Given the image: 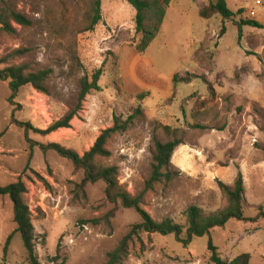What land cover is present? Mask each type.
Here are the masks:
<instances>
[{
	"label": "rangeland",
	"instance_id": "1",
	"mask_svg": "<svg viewBox=\"0 0 264 264\" xmlns=\"http://www.w3.org/2000/svg\"><path fill=\"white\" fill-rule=\"evenodd\" d=\"M97 1L100 21L87 31ZM215 1L171 0L155 40L138 53L135 11L125 0H0V14L17 12L30 22H11L13 33L0 32V70L52 71L46 94L23 86L13 106L8 81L0 80V186L25 184L40 264H104L141 221L134 210L106 199L103 182L78 187L82 170L54 151L31 147L24 128L11 123L13 114L46 130L75 108L80 81L98 70L100 89L85 97L70 127L47 135L29 131L28 140L81 156L115 118L124 121L140 107L142 115L107 141L109 156L96 163L117 167L121 188L141 195V208L154 221L182 226L191 206L204 214L222 210L226 196L219 184L232 187L240 172L248 220H230L186 247L174 235L141 234L122 264H211L209 241L223 260L247 253L249 264H264V0L261 7L255 0H224L233 18L202 19L199 11ZM240 20L261 27L239 29ZM16 51L21 54L12 57ZM176 74L191 81L174 87ZM165 126L178 130L181 141L170 161L173 178L148 189L155 144L172 139ZM15 228L12 203L0 196V264H28Z\"/></svg>",
	"mask_w": 264,
	"mask_h": 264
},
{
	"label": "trees",
	"instance_id": "2",
	"mask_svg": "<svg viewBox=\"0 0 264 264\" xmlns=\"http://www.w3.org/2000/svg\"><path fill=\"white\" fill-rule=\"evenodd\" d=\"M135 11V34L139 35V41L135 45V50L138 53H144L151 43L155 40L163 23L166 9L171 0H125ZM94 15L91 18L90 26L87 31L93 30L94 26L100 21L99 1L95 4ZM240 12V11H239ZM241 13V12H240ZM199 16L202 19H209L213 16H220L223 20L231 19L235 14L227 7L224 0H216L210 2L206 7L199 11ZM10 20V21H9ZM11 22L19 26H29V20L17 12H9L8 15L0 14V32L7 34L13 33ZM240 29L243 26L261 27L258 23L251 20H240L236 23ZM223 33V29H222ZM21 54L16 51L11 56ZM8 56V57H11ZM52 71L49 69L39 70L36 72L29 71L25 65L10 66L0 70V80L8 81L10 96L8 102L11 106L14 105V99L23 86L30 85L35 91L41 94H46V83ZM101 71L98 70L92 74L89 81L86 77L80 81L77 103L73 110L68 112L61 120L51 124L46 130H37L29 123H22L14 120L13 114L11 123L24 128L25 139L30 143V146L37 145L42 151H54L58 156L69 160L75 169L83 171V179L78 187L83 188L87 184L103 182L105 184L106 199L112 203L119 202L122 207L134 210L140 217V223L132 225L128 233L123 236L116 247L107 253L104 264H122L128 256L129 243L141 234L148 235H174L175 239L184 247L188 246L194 237L210 235L214 228H223L230 220L248 221L243 216L245 207L244 188L241 173L238 172L237 177L229 187L224 184H219L221 191L226 196V206L217 212L204 214L202 210L196 206L187 208L184 212L185 226L174 223L170 219H164L161 222L154 221L150 215L141 208V195L133 197L121 188L118 182V169L115 166L105 167L96 163L97 158H106L109 156V151L106 149L107 141L115 134L125 131L132 121L142 115L140 107L135 109V112L124 121L120 118H115L113 125L110 128L103 130L96 138L90 149L79 155L76 152L63 148L55 143L48 145H40L32 143L28 140L29 131L41 135L53 133L59 129L70 127L71 120L77 115L81 109L82 102L90 91H98L99 77ZM190 77L179 78L174 75L172 78L173 86L178 83H189ZM138 99L143 100L144 97L138 95ZM164 131L172 138L166 143L157 142L155 144V153L153 155V163L151 166V175L146 182V188L150 189L153 184L162 181H170L173 174L170 171V161L172 154L177 146L181 144L178 130H172L169 127H164ZM27 193L25 184L18 180L13 184L2 187L0 186V196H8L13 209V222L16 225L15 233L20 234L23 248L25 250L28 264H40L35 250L34 244V228L31 221V214L27 204L24 201V195ZM185 236L183 237V231ZM10 234L3 246L2 261H5L7 250L12 239ZM208 251L210 253L209 261L211 264H249L250 255L247 253L240 254L230 261L223 260L217 252L211 241L208 242ZM55 259V258H54Z\"/></svg>",
	"mask_w": 264,
	"mask_h": 264
},
{
	"label": "built area",
	"instance_id": "3",
	"mask_svg": "<svg viewBox=\"0 0 264 264\" xmlns=\"http://www.w3.org/2000/svg\"><path fill=\"white\" fill-rule=\"evenodd\" d=\"M254 5H255V7H261L263 5L262 0H255ZM248 16L250 19H253L256 17V12L254 10H250L248 12Z\"/></svg>",
	"mask_w": 264,
	"mask_h": 264
}]
</instances>
